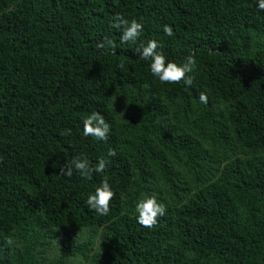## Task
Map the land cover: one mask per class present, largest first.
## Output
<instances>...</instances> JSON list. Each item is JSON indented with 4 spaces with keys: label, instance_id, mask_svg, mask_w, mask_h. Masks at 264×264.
I'll use <instances>...</instances> for the list:
<instances>
[{
    "label": "trees",
    "instance_id": "16d2710c",
    "mask_svg": "<svg viewBox=\"0 0 264 264\" xmlns=\"http://www.w3.org/2000/svg\"><path fill=\"white\" fill-rule=\"evenodd\" d=\"M255 3L0 0V264H264ZM118 18L143 23L136 43L121 42ZM148 40L176 63L195 54L191 88L151 76L136 52ZM92 112L106 140L83 136ZM74 155L103 158L105 173L61 175ZM103 179L115 196L98 216L85 201ZM150 195L166 210L151 228L135 211Z\"/></svg>",
    "mask_w": 264,
    "mask_h": 264
},
{
    "label": "clouds",
    "instance_id": "9594fccd",
    "mask_svg": "<svg viewBox=\"0 0 264 264\" xmlns=\"http://www.w3.org/2000/svg\"><path fill=\"white\" fill-rule=\"evenodd\" d=\"M255 7L258 12L264 13V0H256ZM117 29L122 28L120 40L122 43H136L144 32L142 22L132 19L131 21L118 18L115 25ZM163 32L166 36L174 35L173 28L165 25ZM111 41L99 45L105 48L111 45ZM162 44L157 40H148L146 44L140 45L136 52L140 61L148 62L147 67L151 76L161 84L172 85L182 84L191 88L193 85V72L197 68V59L195 54L189 55L182 63H176L168 59L162 51ZM115 54V53H113ZM123 68V63L119 65ZM201 104L208 103V96L205 92H200L197 97ZM82 132L84 137H93L97 140H106L110 133V125L104 116L98 112H92L82 121ZM72 134L71 128L63 129L60 133L62 137H68ZM114 155V153H109ZM107 161L100 158L95 166L83 155H74L70 162L59 168L61 175L71 178L74 173L79 177L89 180L94 174L100 175L105 173ZM115 193L107 179H103L94 191L89 193L85 201L89 211L98 216H107L110 213V202L113 200ZM137 213V222L146 227H153L157 223V218L165 215L164 205L158 201L155 195H150L140 199L135 204ZM7 243L10 245L11 240Z\"/></svg>",
    "mask_w": 264,
    "mask_h": 264
}]
</instances>
